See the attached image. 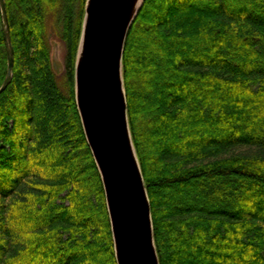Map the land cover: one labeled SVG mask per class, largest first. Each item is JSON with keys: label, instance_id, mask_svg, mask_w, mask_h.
Here are the masks:
<instances>
[{"label": "trees", "instance_id": "obj_1", "mask_svg": "<svg viewBox=\"0 0 264 264\" xmlns=\"http://www.w3.org/2000/svg\"><path fill=\"white\" fill-rule=\"evenodd\" d=\"M86 2L6 0L0 264H117L75 100ZM123 71L160 264H264V0H146Z\"/></svg>", "mask_w": 264, "mask_h": 264}, {"label": "water", "instance_id": "obj_2", "mask_svg": "<svg viewBox=\"0 0 264 264\" xmlns=\"http://www.w3.org/2000/svg\"><path fill=\"white\" fill-rule=\"evenodd\" d=\"M146 0H87L75 65V100L99 171L117 264H160L151 203L132 139L123 58L129 32ZM8 69L14 50L6 0H0Z\"/></svg>", "mask_w": 264, "mask_h": 264}, {"label": "rangeland", "instance_id": "obj_3", "mask_svg": "<svg viewBox=\"0 0 264 264\" xmlns=\"http://www.w3.org/2000/svg\"><path fill=\"white\" fill-rule=\"evenodd\" d=\"M50 46H51V59H52L55 73L58 77L59 82L64 83L65 47H64V44L59 39V37L57 36L56 32L53 30H52L51 38H50Z\"/></svg>", "mask_w": 264, "mask_h": 264}]
</instances>
